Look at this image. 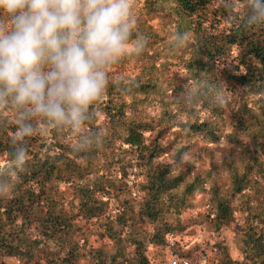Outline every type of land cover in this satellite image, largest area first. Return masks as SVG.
I'll list each match as a JSON object with an SVG mask.
<instances>
[{"label":"trees","instance_id":"obj_1","mask_svg":"<svg viewBox=\"0 0 264 264\" xmlns=\"http://www.w3.org/2000/svg\"><path fill=\"white\" fill-rule=\"evenodd\" d=\"M141 11L126 41L133 48L103 67L104 91L78 117L53 120L0 96V264H154L148 245L164 247L184 229L177 216L205 181L186 180L185 157L220 137L234 106L249 118L236 124L250 146L233 139L248 163L227 190L210 192L212 224L234 218L254 171L264 182V15L253 19L255 0H142ZM118 63L131 72L109 78ZM245 203L238 257L218 244L215 264H264V204ZM91 220L110 248L82 261L79 232Z\"/></svg>","mask_w":264,"mask_h":264},{"label":"clouds","instance_id":"obj_2","mask_svg":"<svg viewBox=\"0 0 264 264\" xmlns=\"http://www.w3.org/2000/svg\"><path fill=\"white\" fill-rule=\"evenodd\" d=\"M255 9L253 19L264 15V0ZM132 23L130 0H0V96L78 117L104 91L102 69L124 53Z\"/></svg>","mask_w":264,"mask_h":264},{"label":"rangeland","instance_id":"obj_3","mask_svg":"<svg viewBox=\"0 0 264 264\" xmlns=\"http://www.w3.org/2000/svg\"><path fill=\"white\" fill-rule=\"evenodd\" d=\"M130 3L133 21L134 19L142 21V0H130ZM145 19L146 23L144 25H149L152 28H161L163 26L164 19L160 18V16ZM126 45L124 52L133 48L131 43H126ZM131 67V63L126 65L118 63L114 68L107 69V76L110 78L117 74L127 75L131 72ZM239 116L241 119H249L246 114L236 112L235 106L233 111H227L221 122L220 137L215 142L203 143L199 150L185 157L187 165L183 169L184 174L187 176L186 180H191L193 176H199L205 178V181L202 190L190 196L189 200L193 202L192 205L182 210L177 216L184 225V229L173 236H169L164 247L148 245L147 254L154 264H164L167 252L186 257H193L199 252H203L209 264H215L218 258V244H225L232 258L238 257L237 248L244 230L242 223L244 203L248 201L249 204L253 205L264 204V182L256 176L254 171L251 175L252 182L245 190V193L237 197L233 202L236 211L234 218L230 220L228 225L218 226L217 224H212L211 217L214 214V209L209 203V197L212 189L219 192L227 190L230 186L229 177L233 170L239 169L240 171L242 169L241 166L248 163L245 149L233 141L234 138H238L244 144H249V146L251 144V139L236 124V118ZM257 157L261 166L264 167V158ZM3 159L4 156L0 155V164H2ZM129 177L128 185L132 186L133 189V175ZM111 206H113V203ZM101 230V222L98 220H91L83 225L79 235L87 237V243L84 246L85 251L82 261L87 260L88 252L93 251L95 248H110L106 238L101 235Z\"/></svg>","mask_w":264,"mask_h":264},{"label":"built area","instance_id":"obj_4","mask_svg":"<svg viewBox=\"0 0 264 264\" xmlns=\"http://www.w3.org/2000/svg\"><path fill=\"white\" fill-rule=\"evenodd\" d=\"M164 264H209L203 252H199L193 257H186L175 253L167 252Z\"/></svg>","mask_w":264,"mask_h":264}]
</instances>
